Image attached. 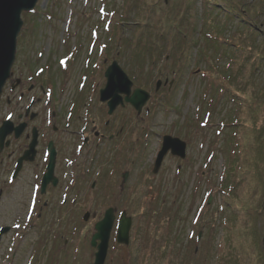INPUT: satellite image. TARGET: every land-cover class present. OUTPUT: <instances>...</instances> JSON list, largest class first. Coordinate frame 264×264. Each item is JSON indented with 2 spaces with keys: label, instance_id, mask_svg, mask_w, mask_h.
<instances>
[{
  "label": "rangeland",
  "instance_id": "rangeland-1",
  "mask_svg": "<svg viewBox=\"0 0 264 264\" xmlns=\"http://www.w3.org/2000/svg\"><path fill=\"white\" fill-rule=\"evenodd\" d=\"M224 1L41 0L36 11L21 15L19 67L28 58L35 65L50 61L55 69L45 76L57 85L69 75L60 100L63 111L81 110L79 118L73 119L76 125L84 123L88 130L93 123L103 136L112 138H95L82 147L80 137H75L78 141L69 137L64 157L77 164L73 185L80 190H69L65 205L57 206L55 200L45 206L41 219L35 216L37 206L29 217L33 203L28 173L10 188L7 175L0 174V227L8 228L0 234V264H92L93 225L109 207L116 220L121 212L129 216L131 226L128 245H119L115 221L105 264H264V176L253 177L264 174V168L243 170L242 175L226 170L229 180L239 184L228 194L217 190L225 168L246 167L242 154L236 164H229L233 155L227 143L249 151L257 142L259 152L251 157L260 164L262 158H256L264 145V42L260 34L253 37L255 32L250 39L244 21L239 24L240 17ZM232 1L256 28H264V0ZM221 13L227 15L222 23L226 41L239 45L234 49L241 61L236 72L227 70L231 63L226 54L221 56L222 48L213 47L221 41L203 35L208 15L217 25ZM183 15L181 27L187 39L174 33L170 22ZM254 39L258 55L251 58L247 47ZM111 60L133 81V88L151 95L140 113L125 104L106 115L98 91ZM212 66L219 75L207 70ZM157 80L162 83L155 91ZM224 86L227 92L228 87L236 88V95L229 98L219 91L225 92ZM2 110L1 106L0 119ZM164 134L186 143L185 158L167 154L152 174ZM85 148L90 149L88 154ZM58 165L59 173L72 169L60 161ZM125 171L128 176L123 182ZM70 181L62 184L71 187ZM59 194L60 189L49 193L56 198ZM226 198L232 200L229 208ZM245 210L259 214L251 220ZM86 211L89 218L82 221ZM251 227L256 240L249 237Z\"/></svg>",
  "mask_w": 264,
  "mask_h": 264
},
{
  "label": "flooded vegetation",
  "instance_id": "flooded-vegetation-1",
  "mask_svg": "<svg viewBox=\"0 0 264 264\" xmlns=\"http://www.w3.org/2000/svg\"><path fill=\"white\" fill-rule=\"evenodd\" d=\"M18 62L15 61L11 77L3 89L5 93L0 98V107H4L0 119V174L7 175L10 188L14 181L28 173L33 203L29 217L31 219L37 206L35 216L36 219H41V212L42 209H46L45 206L53 204L55 200L57 206H61L66 203L69 190L71 192L80 190L78 185L76 189L73 185L77 180L74 173L77 164L64 157L69 137L72 136L73 140H77L76 136L78 139L80 137L82 147H87L95 138L110 137L103 136L93 123L88 130L84 123L81 126L76 125L73 119L79 118L81 110L63 111L60 102L63 82L57 85L51 78L46 79L45 76V72L55 69V65L48 63L50 61L35 65V60L28 58L26 62L29 65L23 61L24 67H19ZM81 145L77 148L80 149ZM88 151L90 149L85 148V154H88ZM51 152L54 153L53 172L43 186ZM58 161L66 168L71 166L70 173L65 170L59 173ZM67 180H71L72 188L66 185L67 183L62 184ZM59 189L60 198H56L55 195L50 197L49 193L54 194ZM75 200L71 203L73 204ZM81 219L83 221V215ZM30 258L32 261L33 256Z\"/></svg>",
  "mask_w": 264,
  "mask_h": 264
},
{
  "label": "water",
  "instance_id": "water-1",
  "mask_svg": "<svg viewBox=\"0 0 264 264\" xmlns=\"http://www.w3.org/2000/svg\"><path fill=\"white\" fill-rule=\"evenodd\" d=\"M37 2L38 0H0V95L6 80L10 76V70L15 60L17 36L23 24L21 14L32 11ZM104 76L106 83L99 91V100L106 102L108 107L107 113L111 115L119 105L123 106L124 103H129L139 113L149 99L148 92L140 88H135L132 91V81L115 60L106 68ZM160 84V81L156 83V90ZM185 147V142L180 139L164 136L162 147L155 159L153 173H157L164 156L169 150L172 155L184 158ZM52 166L53 162L51 159L43 186L51 176ZM113 219V211L107 209L103 219L95 225L96 232L91 238V245L96 246L97 240L99 244L96 246L97 251L94 254L95 259L93 264H104ZM129 228L130 219L125 218L123 215L119 220L117 228L118 243H128ZM4 231H6V228L2 229V232Z\"/></svg>",
  "mask_w": 264,
  "mask_h": 264
},
{
  "label": "trees",
  "instance_id": "trees-1",
  "mask_svg": "<svg viewBox=\"0 0 264 264\" xmlns=\"http://www.w3.org/2000/svg\"><path fill=\"white\" fill-rule=\"evenodd\" d=\"M224 2H226L227 4H228V8L231 10V12L232 13H234V14H237L239 17H240V19H238V20H240V21H238L239 22V24H241V20L242 21H244V24H246V27L249 29V31H250V39H251V33L252 32H255V33H253V37L255 36V35H259V37H261L262 38V40H261V43H262V41L264 42V28H262V26H260L259 25V27L258 28H256V24L249 18V15L244 11V10H242V9H240L238 6H235L234 5V3H233V1L232 0H225ZM204 5H207V2H204ZM215 5V4H214ZM214 10H217L215 13H217V12H221V11H219L218 9H215V8H213ZM221 10V9H220ZM235 12H238V13H235ZM229 15H231L232 17H234L230 12L228 13ZM221 15L223 16L222 18H220V19H218V21L220 22L219 24H217V25H215V24H213V19L212 18H209V15H208V17H207V19H206V21H205V23H204V27H202L203 29L205 28V30H204V32H203V35L206 37V39L207 38H209L208 40L209 41H218V40H220L221 41V43L220 44H218L217 46H213V47H215V48H222V51H221V56H223L224 54H226V56H228V60H229V62L231 63L229 66H228V68H230V69H228L227 68V70H233V72L235 71L236 72V70H237V66H239V65H241V61H240V57H239V53L237 52V51H234V49L237 47V48H239V45L236 43V42H233L231 45L229 44V42L230 41H226V39L227 38H225V35H224V32H225V30H226V27L222 24L223 22H224V20L226 19V17H227V15H226V13L225 14H222L221 13ZM112 18L114 19L115 18V16H112ZM234 18H236V16L234 17ZM186 20V16L185 15H183V16H181L180 18H177V20L175 21V20H173V21H170L171 23H172V28L174 29V33H177V34H182V35H184L185 36V38L187 39L188 37H187V35L186 34H184L183 33V30L185 29V28H182L181 27V24H182V22H184ZM174 25H178V26H180V27H178L177 29H175L173 26ZM187 26H189V24L187 25ZM193 26H192V24H191V26H190V30H192L191 28H192ZM209 33V34H208ZM252 41V40H251ZM252 42H254V44L252 45V46H249V47H247V50H248V54L251 56V58H254L256 55H258V49L257 48H253L254 46H257V39H254ZM256 43V44H255ZM210 45V47H211V44H209ZM198 52H200L199 51V48H198ZM261 57H262V59H261V61L263 60V58H264V53H261ZM217 59V58H216ZM245 64L246 63H248V59H245L244 61H243ZM263 62V61H262ZM212 68V69H211ZM209 67L207 70L208 71H211L212 72V75H219L218 74V72H217V74L215 73L214 74V72H215V70H213V66L212 67ZM248 71H250V68H248ZM226 74V73H225ZM224 76V75H223ZM222 76V77H223ZM227 82V81H226ZM228 83V82H227ZM229 84V83H228ZM211 87H213V86H211ZM210 87V88H211ZM221 87V86H220ZM224 89H225V92H224V90H222V89H220L219 91H221V92H223V93H228V97L229 98H231V96L233 95V96H235L236 95V88H233V89H230L229 87H228V92H227V87L226 86H224L223 87ZM219 89V88H218ZM222 93V94H223ZM254 101L253 100H251V103H253ZM234 124H236L237 125V122L235 121V123ZM243 125H244V122H243ZM236 131H234V134H235V136H236V133H235ZM227 143V142H226ZM230 147H231V151H230V154H232L233 155V157L229 160V164H231V163H233V164H236L237 163V158L239 157H242L241 156V154L244 156V162L246 163V167H240V168H235L236 169V171H235V169H233L234 168V166H230V167H228V168H225L224 169V171H223V174H222V184H220V187H219V189H217L218 190V192H226V194H228V193H230L231 191V189H232V187L233 186H237L239 183H237V181L235 180V181H230L229 180V175L228 174H226V170L227 171H229L232 175H234L235 174V172H240V175H242V173H243V170H244V172L246 171V172H251V171H254V170H256V171H258V170H262L263 168H264V145L262 144L261 146H260V149H262V150H260V153H261V155L259 156H257V158L256 159H259V158H262V164H260L259 162H256L255 161V159H253L252 157H251V153H253V152H256V153H258L259 152V147H258V143L256 142V143H253L252 144V147H250V149H249V151H246V150H244L243 149V145H240L239 146V144L238 143H235V145H233V144H231V143H227ZM241 149V150H240ZM262 151H263V153H262ZM239 152H240V155H239ZM248 153H249V156H250V160H247V155H248ZM260 165H262V166H260ZM251 170V171H250ZM264 176V174H257V175H253V177L254 178H256V179H259V180H261V177H263ZM224 177L225 178H227V180H224ZM237 178H238V175H237ZM236 179V178H235ZM264 184V183H263ZM228 192V193H227ZM228 202V203H227ZM232 202V200L229 198V199H227L226 198V208H229L230 207V203ZM248 210H245V213H244V215H245V217H249L251 220L253 219H255L256 218V216L259 214V212H249V213H246ZM250 211V210H249ZM233 212H234V215H235V213H236V210H235V208H233ZM233 216V215H232ZM232 216H230V218L232 217ZM252 228L253 227H251V228H249V230H250V234H249V237L250 238H252V239H254V240H256V231L255 230H252ZM243 229V228H242ZM231 256V255H230Z\"/></svg>",
  "mask_w": 264,
  "mask_h": 264
},
{
  "label": "snow or ice",
  "instance_id": "snow-or-ice-1",
  "mask_svg": "<svg viewBox=\"0 0 264 264\" xmlns=\"http://www.w3.org/2000/svg\"><path fill=\"white\" fill-rule=\"evenodd\" d=\"M61 63H63V61Z\"/></svg>",
  "mask_w": 264,
  "mask_h": 264
}]
</instances>
